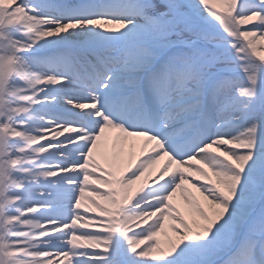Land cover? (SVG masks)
I'll return each mask as SVG.
<instances>
[{
  "label": "snow or ice",
  "instance_id": "1",
  "mask_svg": "<svg viewBox=\"0 0 264 264\" xmlns=\"http://www.w3.org/2000/svg\"><path fill=\"white\" fill-rule=\"evenodd\" d=\"M0 264H264V0H0Z\"/></svg>",
  "mask_w": 264,
  "mask_h": 264
},
{
  "label": "bare ground",
  "instance_id": "2",
  "mask_svg": "<svg viewBox=\"0 0 264 264\" xmlns=\"http://www.w3.org/2000/svg\"><path fill=\"white\" fill-rule=\"evenodd\" d=\"M115 133H110V136L114 139L115 138ZM135 153H139V146H137L134 150ZM127 165V158L123 161H118V168L119 170H122L124 167H126ZM159 167V165L157 166ZM153 174H154V170H153ZM148 174H146L145 178H142V181L138 182L137 186L139 185V183L143 182V179H147ZM190 187V186H189ZM193 192H195V189H192ZM196 195H199V193H196ZM161 239L163 240V236L161 237Z\"/></svg>",
  "mask_w": 264,
  "mask_h": 264
}]
</instances>
